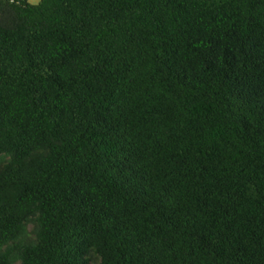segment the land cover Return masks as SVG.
<instances>
[{
  "label": "trees",
  "instance_id": "16d2710c",
  "mask_svg": "<svg viewBox=\"0 0 264 264\" xmlns=\"http://www.w3.org/2000/svg\"><path fill=\"white\" fill-rule=\"evenodd\" d=\"M0 264H264V0H0Z\"/></svg>",
  "mask_w": 264,
  "mask_h": 264
},
{
  "label": "rangeland",
  "instance_id": "374dc122",
  "mask_svg": "<svg viewBox=\"0 0 264 264\" xmlns=\"http://www.w3.org/2000/svg\"><path fill=\"white\" fill-rule=\"evenodd\" d=\"M30 2H37L38 0H29Z\"/></svg>",
  "mask_w": 264,
  "mask_h": 264
}]
</instances>
